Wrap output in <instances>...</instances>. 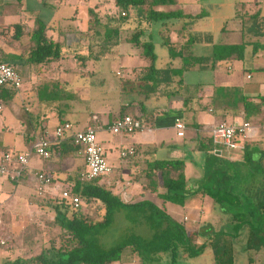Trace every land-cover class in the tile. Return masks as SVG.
I'll return each mask as SVG.
<instances>
[{
	"label": "trees",
	"instance_id": "16d2710c",
	"mask_svg": "<svg viewBox=\"0 0 264 264\" xmlns=\"http://www.w3.org/2000/svg\"><path fill=\"white\" fill-rule=\"evenodd\" d=\"M46 1L44 0L45 3H47ZM114 1L116 6L120 8L119 15L115 13L102 17L95 11H92L91 14L89 29H94L95 34L100 37L101 41L99 43H88L85 51H77L78 53L75 52L70 56L78 58L80 64L84 65L86 62L88 64L90 60H102L110 56H119L122 44H130L132 48L136 49L137 52L134 55L140 57L144 64L133 67V70L140 72V75L136 74L133 79H129L130 82L133 81L136 85L129 87L128 92L138 91L144 98L125 105L124 109H121L117 117L111 122L113 123L119 117L125 115H135L140 117L144 124L149 121L151 116L147 109L146 100L157 91L162 82L171 81V78L164 79V72L156 66L158 56L155 51V33L152 23L160 21L165 26L168 20L182 18L184 14L181 10L165 11L157 9L160 6L176 4L178 0ZM5 5L8 10L15 9L18 12L24 6V0H15L14 3L9 2ZM11 26L14 28L13 38L16 43H22L20 47L22 53L16 57L22 58L27 65L40 67L63 58L61 46H63L62 41H65V38L63 36L55 39L51 36L49 34L50 27L44 19L37 16L35 25L31 29L25 27L21 22L13 23L8 27ZM100 27L104 28L102 33ZM160 31L163 34L165 28ZM1 32H5V30ZM78 34L81 33L78 32ZM164 36L163 44L168 47L170 57L172 59L182 57L183 59V66L172 70L175 74L181 76L184 70L195 64H201L206 58L210 57V55L196 56L193 53L191 48L193 39L188 41L181 49H178L169 35L164 33ZM23 37L26 38L23 39ZM245 46L246 43L244 42L215 44L211 54L213 63L229 58L242 59ZM1 49L3 60L18 68L17 64L10 62V54L6 55L2 47ZM122 72H124L123 68ZM118 74H121V71ZM181 81L183 80H179V82ZM87 84H91L90 81L87 80ZM52 86L53 88L51 87L50 91H47L46 86L43 87L39 94L45 96L48 93L47 98L44 99L50 100L52 103L59 102L62 96L59 95L58 84L53 83ZM19 89L21 88L0 85V101L11 102L15 99ZM124 89L126 91V87ZM262 104H264L263 97L259 105L249 102L245 98L244 108L247 118L251 117L252 110L253 112L259 110ZM134 105H138L140 115L135 113ZM57 113V126L70 121L66 117L67 112L63 111L59 114L57 111ZM94 114H92L94 117L93 124L104 125L101 119L99 121L95 119ZM98 116L101 118L100 115ZM110 123L105 124V126ZM249 138L239 137L237 141L240 143L242 139L248 140ZM55 146L59 147L63 155L77 147L71 143V137H66L62 142L52 147ZM244 147L245 158L242 162L251 170L253 179L257 181L256 185L249 184L248 179L243 181L237 179L240 168H236V164L239 165L240 161H233L235 163L234 180H237L238 184L222 185L217 182V178L211 175L212 179H208L207 185L201 189L192 188L191 186L189 188V181L185 172L186 161L183 159H154L148 162L144 170V176L146 177L144 188L158 193L165 201L185 205L191 196L195 197L200 193L203 196L208 195L216 209L222 213L232 215L230 223L224 226L225 230L218 231L214 230L212 226H208L202 230H197V232L189 231L183 223L175 220L156 203L150 200L127 202L122 198L121 193L113 190L107 177L86 179L83 177L85 170L74 176H69L74 184L72 185V194L78 195L82 203L88 201L101 203L104 207L103 219L94 221L87 215L80 213L79 208H75L73 204L59 194L61 202L60 200L55 201L53 208L56 213L55 221L65 234L63 245L58 248L43 249L28 259L17 258L2 264H120L123 251L127 247H130L139 256L143 264L150 263V261L162 262L168 259L176 264L180 260L185 261L204 255L209 249L213 250L215 264H235L233 243L235 239L242 235L246 227H248L249 240L242 245V251L259 250L264 247V149H260L257 153L258 157H256L255 152L258 148L250 144H246ZM215 148L216 145L212 137L200 139L199 150L206 158H212L213 163L222 160V157L215 153ZM0 150L3 151L0 162L8 153L13 155L19 153L15 152L14 154L3 145ZM253 169L255 170L254 173ZM45 172L49 173L48 171ZM215 173L219 175V171H215ZM259 184L262 185V187L260 186L262 189L257 187ZM249 195L252 197L257 195L259 199L256 201L247 200L246 197ZM121 211L130 221L133 219L131 212H137L140 222L151 235L145 237L136 233L128 234L118 244L105 248L101 238L114 222L116 214ZM192 235L196 238L199 236L204 237L205 240L193 244ZM0 243L2 242L0 241Z\"/></svg>",
	"mask_w": 264,
	"mask_h": 264
},
{
	"label": "crops",
	"instance_id": "0c3cea01",
	"mask_svg": "<svg viewBox=\"0 0 264 264\" xmlns=\"http://www.w3.org/2000/svg\"><path fill=\"white\" fill-rule=\"evenodd\" d=\"M52 1L58 2L59 7H62L66 0H63L62 3L60 0ZM9 2L14 3L15 0H0V25L4 26L21 22L28 29L33 28L37 16L35 18L33 16L26 17L27 11L24 6L18 12L15 9L8 10L5 4ZM157 9L165 11L181 10L183 12L184 16L182 18L168 20L164 26L165 34L170 36L178 49H181L182 46L192 39L194 41L191 48L196 43H210L211 47L215 44L246 43L242 59L229 58L213 63L212 50L209 53H194L196 56L210 55V57L206 58L201 64H195L184 70L181 76L175 74L172 70L183 66L182 57L172 59L169 54L167 63L164 61L166 66L163 67L159 66L157 59L156 66L164 72V79L171 78V81L162 82L157 91L146 100L147 109L151 116L149 121L144 123V128L121 135L109 130L98 132V139L104 146L105 154L113 167V172L107 178L111 177L109 182L113 187L115 186L116 189H119L122 198L130 203L150 200L165 209L175 220L183 223L186 227H190V225H194L202 218H207V209L203 204L193 201L194 198L204 200L205 197L202 194H198L194 198L187 200L185 205L165 201L157 194H155L156 198L150 197V195L154 194L144 190V179L146 178L144 170L148 162L154 159H176L170 156L179 155V153H183L186 156L188 154L189 156L191 150L202 154L199 150L200 139L211 137V128L224 121L247 120L254 127L253 134L248 140H241L239 149L216 146L215 153L217 155L223 156L227 152L231 161L242 162L245 158L244 145L250 144L258 148L255 152L256 157H258V151L264 149V104L261 105L259 110H254V112L252 110L250 118H247L244 108L245 98L256 105H259L262 97L264 98V0H178L176 4L160 6ZM58 11V9L52 11L55 14L53 20L44 19L50 27L49 34L55 39L63 37L67 31H74L75 28L79 31L87 29V22L84 23L86 21L85 18L78 25V20L72 16L73 14H62L60 17L57 14ZM15 16L20 17V21H12L10 17ZM63 44L67 46L66 43ZM72 44L69 43L73 47ZM5 48L6 53H10V62L20 67L26 65L22 66L23 69L20 71L22 74L24 70V76L22 74L23 80H25L24 77L27 75L31 76L33 73L31 66L27 65L22 58L16 57L22 53L21 50H11L7 46ZM129 62L131 63V72L138 74V71L133 70L136 64H133L132 61ZM181 79L183 81L179 82ZM112 91L114 92L110 95L116 94L114 98L116 97L119 108L113 109V111L103 106L92 109L87 112V114L90 113L87 118L78 113L80 110L72 109L66 114L67 118L70 113L80 115L73 122L68 118L73 123L74 129H80L78 126L82 122L85 123L87 121L86 124L90 123L89 118H91L93 123L94 117H91V115L96 112H107L109 114L107 123L113 121L121 109H124V106L129 103H123L121 99H118L125 89L115 87ZM109 98L111 100L110 96ZM2 106L3 110L5 105L2 104ZM133 109L136 110L135 113L140 115L138 105H134ZM56 114L53 112L51 116H55V119L57 118L58 120V114ZM83 119L86 120L83 121ZM95 119L99 121L101 118L95 115ZM179 119L183 120L186 126L183 136L178 134V129L175 126L176 121ZM107 123L103 122L104 125ZM47 128L40 133L35 130L34 134H22L21 141L24 143L22 147L12 144V142L10 144L13 146L0 142V147L2 145L6 146L14 154L15 152L26 151L32 147L37 136H53V130L49 126ZM100 133H102L101 136L99 135ZM128 134H131L129 139H127L130 136ZM177 137L184 138L185 142L183 143L176 139ZM130 147L136 149L135 155L127 158L121 157V151ZM164 148H166V151L160 156L161 150H164ZM2 153L3 151L0 150V156ZM78 157L83 159L82 162L77 160ZM30 170L31 174H28L21 181L22 184L19 183L21 185V197L32 192L34 194L35 192L39 196L41 194L54 198L60 194L59 187L73 183L69 176H74L86 170V161L83 156L77 153L76 148L63 155L59 147L55 146L52 147V156L49 159H44L34 153L30 161ZM40 170L51 173L56 181V184L44 193L37 191L36 181L33 176L35 171ZM127 178L129 179L126 180ZM130 178H133V180L131 181ZM114 179H116V182H112L115 181ZM0 185H2L1 181ZM136 194L137 196L134 197ZM13 197L11 194L5 201L0 203V207L8 205V202L13 200L22 204V200L17 199L15 195ZM0 223H2L1 220Z\"/></svg>",
	"mask_w": 264,
	"mask_h": 264
},
{
	"label": "rangeland",
	"instance_id": "374dc122",
	"mask_svg": "<svg viewBox=\"0 0 264 264\" xmlns=\"http://www.w3.org/2000/svg\"><path fill=\"white\" fill-rule=\"evenodd\" d=\"M46 2L47 3H45L44 0H24V7L27 11L26 17L33 16L35 18L36 16H39L42 19L51 21L55 18V14H53L52 11L58 9L59 11L57 14L60 17L62 14H73L72 16L78 20V25L80 24V21L85 18L86 21H84V23L87 22V29L85 31H79L75 28L74 31H67V33L64 34L65 41H62V43H66L67 46H64L65 44L61 46L62 54L64 55L63 58L45 66H31L33 73L31 76L27 75L24 77L25 80H23V85L21 89L17 91L18 94L15 99L11 102L1 101V104L5 105V108L0 111V142L3 144L6 143L11 146H13L12 144H15L22 147L24 145L21 141L22 134H34L35 130L40 133L44 129H48V126L54 133L58 120L57 118L55 119V116H51V113L53 112L57 113L58 111L60 114V112L63 111L68 113L72 109H77L80 110L78 113H81L87 118L90 114H87V112L102 106L112 111L113 109H118L119 104L116 97L114 98L116 94L114 93L110 95L114 92L112 90L115 89V87H122L123 90L124 87H126V91H124V93L120 95V98H118L121 99V102L123 103H130L132 101H137L140 98H144L138 93V91L133 93L128 92L130 90L129 87L136 85L135 82L129 81L130 77L133 79L136 75L131 72V63L129 61H132V63L136 65L144 64L140 57L134 55L137 51L132 48L130 44H122L120 46V55L117 58L115 56H110L102 60H90L88 64L86 62L84 65L80 64L78 58L70 56L73 52L80 50L85 51V47H87L88 43H99L101 41L100 37L95 34L94 29H89L91 25V22H89L92 16L91 14L93 13L92 11H95L102 17L115 13L119 15L120 8L116 6L114 0H66V3L64 2L62 4V7H59L58 2H53L52 0H47ZM60 2L62 3L63 0H60ZM10 18L12 21H20V17L18 16ZM9 25H0V46L5 53V46L11 50H21L20 47L22 46V43H16V40L13 38L14 28L12 26L8 27ZM152 28L155 33L154 44L156 45V53H158V63L159 66L163 67L166 66L164 61L167 63L169 57V50L167 46L163 44L165 32L162 34L160 31L164 26L162 22L159 21L153 22ZM3 30H5V32H1ZM103 30L104 28L100 27L101 33ZM78 32L81 34L79 35ZM69 43H73V47L70 46ZM209 44L210 43H196L192 48V51L195 54L209 53L213 48L211 47V44ZM70 48L73 49L70 50ZM7 54L10 53H6V55ZM22 66L20 67L17 65L20 71L23 69ZM122 68L124 69V72H122ZM119 71H121V74H118ZM139 73L138 75H140ZM22 74L24 76V70ZM87 80L90 81L91 84H87ZM53 83L58 84L57 88L59 95L62 96L59 102L54 103L50 100L44 99L47 98L48 93L45 96L41 94L42 97L38 93L45 86L47 91H50L51 87L53 88ZM109 96L111 97V100ZM95 115H100L101 120L104 123H107L109 120V114L107 112H96L94 116ZM77 116L80 115L70 113L68 118L73 122L76 121L75 119ZM84 120L86 119H83V121ZM89 122H91V118H89ZM86 123L87 121L85 123L82 122L78 127L84 128L87 125ZM3 126L5 127L2 129ZM102 133L99 135L101 136ZM128 135L130 136H128L127 139L131 137V134ZM176 139L183 143L185 142L184 138L177 137ZM10 142H12V144H10ZM165 149L166 148L161 150L160 156L166 151ZM170 157L186 161L187 168L185 169V172L189 181V188L191 186L192 188L201 189L207 185L208 179H212L210 177L211 175L217 178V182H220L219 184L222 185L230 186L238 182L237 180H234L235 163L230 160L227 152L221 156L222 160L217 161L216 163H213L214 160L212 158H206L202 154H198L192 150L190 151L189 156L188 154L186 156L183 153H179V155H171ZM77 160L82 162L83 159L78 157ZM239 165L236 164V168H240V173L238 172L237 179L239 181L241 179L242 181L248 179L247 182L249 184L252 183L251 185H256L257 181L253 179V174L250 172L251 170L246 167L244 162H240ZM215 171H219L218 174L220 176L217 175ZM254 172L255 170L253 169V173ZM109 179H111V177H109ZM109 179L108 181H110ZM128 179L129 178L126 180ZM130 179L131 181L133 180V178ZM114 180L115 181H111L116 182V179ZM0 181L2 182V185H0V193H2L0 196V203L5 201L11 194L12 197L15 195L17 199L22 200V204L19 201L16 202L13 200L12 202L9 201L8 205L0 207V220L2 221V223H0V241H5L4 243H0V264L17 258L28 259L41 252L43 249L50 247L58 248L63 245L65 234L55 221L56 213L53 208L55 201L60 200L59 196L54 198L41 194L39 196V194H35V192L33 194L32 192L31 194L29 193L21 197V185L19 184L21 182L14 183L6 178H2ZM144 183H146V181ZM72 185L74 184L71 183V186ZM260 186L262 187L260 184L257 187L262 189ZM113 190L119 192V189H116L115 186L113 187ZM144 190L151 192L147 188H144ZM34 191L36 190L34 189ZM151 193L154 195H150V197L156 198L155 194L158 195V193L155 192ZM136 196L137 194L134 197ZM204 197V200H199V198H194L193 196L188 198V200L194 198L193 201L203 204L207 209V218H202L200 221L194 223V225L192 224V226L190 225V227L186 228L189 231L196 232L197 230H202L208 226H212L214 230L218 231L224 229V226L230 223L232 215L222 213L216 209L215 206H213V201L208 195H205ZM246 199L256 201L259 197L257 195L254 197L249 195ZM79 209L80 213L87 215L94 221H101L103 219L104 207L99 202H83ZM131 216L133 219L130 221V219L126 218L124 212L121 211L116 214L114 222L105 231L101 238L102 244L105 248H110L118 244L128 234L136 233L145 237L151 235L147 228H145L140 222L137 212H131ZM191 237L193 244L201 243L205 240V238L201 236L196 238L192 235ZM247 240H249L248 227L244 229L242 235L235 239L233 243L235 264H264V247L259 250L251 249L248 251H242V245L247 243ZM120 264L143 263L139 256H137L130 247H127L123 251ZM147 264L173 263L168 259L162 262L150 261V263L148 262ZM176 264H215L213 250L209 249L204 255L186 259L185 261L180 260Z\"/></svg>",
	"mask_w": 264,
	"mask_h": 264
},
{
	"label": "built area",
	"instance_id": "2783aa9c",
	"mask_svg": "<svg viewBox=\"0 0 264 264\" xmlns=\"http://www.w3.org/2000/svg\"><path fill=\"white\" fill-rule=\"evenodd\" d=\"M0 85H8L21 88L23 77L18 68L6 63L3 60V53L0 46ZM2 104H0V110ZM139 115V114H137ZM178 134L183 136L186 128L183 120L179 119L175 123ZM144 128L143 121L135 115H125L119 117L108 126L94 125L92 122L84 128L74 129L72 122H65L56 127L52 137L39 135L31 148L19 152L16 155L8 153L0 162V179L6 178L11 182H21L28 174H31L30 161L34 153L44 159L52 156V146L62 142L66 137H71V143L77 146V153L84 157L86 161V171L83 177L92 179L97 177H107L113 172V167L105 154V148L98 139V132L109 130L115 134L132 133ZM253 126L249 121L233 120L216 124L210 130L211 137L216 146H223L228 149H239V137H251ZM135 153V148L130 147L121 151V157L127 158ZM37 185V191L44 193L55 184L52 174L44 170L33 173ZM60 188V195L67 199L75 208H79L82 200L78 195L72 194V186L67 184ZM3 243L5 241H2Z\"/></svg>",
	"mask_w": 264,
	"mask_h": 264
}]
</instances>
